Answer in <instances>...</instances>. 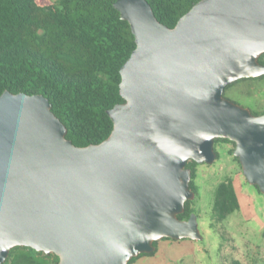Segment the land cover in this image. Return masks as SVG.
Here are the masks:
<instances>
[{
  "label": "water",
  "instance_id": "1",
  "mask_svg": "<svg viewBox=\"0 0 264 264\" xmlns=\"http://www.w3.org/2000/svg\"><path fill=\"white\" fill-rule=\"evenodd\" d=\"M114 7L136 48L106 140L76 146L42 94L0 96V264L16 247L59 264H129L164 239L203 240L198 216L179 215L196 198L187 164H214L216 139L235 143L264 195V114L224 96L264 76V0H200L174 28L148 0Z\"/></svg>",
  "mask_w": 264,
  "mask_h": 264
},
{
  "label": "trees",
  "instance_id": "2",
  "mask_svg": "<svg viewBox=\"0 0 264 264\" xmlns=\"http://www.w3.org/2000/svg\"><path fill=\"white\" fill-rule=\"evenodd\" d=\"M116 1L0 0V96L6 91L44 95L66 125L67 138L79 147L106 140L114 129L107 112L124 102L120 70L135 50L136 42L129 23L114 7ZM199 1L148 0L159 21L170 28ZM259 62L264 64V54ZM245 81H264V76L241 79L225 91ZM252 112L264 114L263 110ZM221 142L235 147L227 139H216L215 144ZM197 167L194 161L187 164L193 172L190 186L196 195ZM192 202L186 203L180 220H188L195 213ZM239 209L233 182L221 183L216 191L213 220L221 223ZM147 255L151 254L138 258ZM59 262L55 254L16 247L4 264Z\"/></svg>",
  "mask_w": 264,
  "mask_h": 264
},
{
  "label": "rangeland",
  "instance_id": "3",
  "mask_svg": "<svg viewBox=\"0 0 264 264\" xmlns=\"http://www.w3.org/2000/svg\"><path fill=\"white\" fill-rule=\"evenodd\" d=\"M224 96L253 111H264V81L240 82ZM215 147L218 160L198 164L194 180L198 195L191 206L203 240H161L153 254L133 264H264V195L245 178L231 153L233 144L221 142ZM228 180L235 186L240 209L216 223L212 213L216 191Z\"/></svg>",
  "mask_w": 264,
  "mask_h": 264
},
{
  "label": "flooded vegetation",
  "instance_id": "4",
  "mask_svg": "<svg viewBox=\"0 0 264 264\" xmlns=\"http://www.w3.org/2000/svg\"><path fill=\"white\" fill-rule=\"evenodd\" d=\"M246 108V107H245ZM252 111V110H251ZM254 114V113H253ZM255 115V114H254ZM215 149H216V147H215ZM234 150H235V147H234ZM216 152H217V150H216ZM217 154H218V152H217ZM218 158H219V154H218ZM218 158H217V160H218Z\"/></svg>",
  "mask_w": 264,
  "mask_h": 264
}]
</instances>
